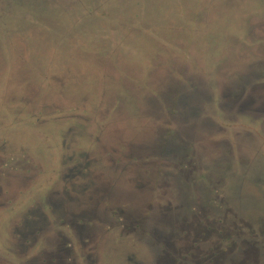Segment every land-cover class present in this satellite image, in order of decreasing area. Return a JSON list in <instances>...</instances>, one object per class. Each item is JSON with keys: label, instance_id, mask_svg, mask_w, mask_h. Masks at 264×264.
Returning a JSON list of instances; mask_svg holds the SVG:
<instances>
[{"label": "rangeland", "instance_id": "obj_1", "mask_svg": "<svg viewBox=\"0 0 264 264\" xmlns=\"http://www.w3.org/2000/svg\"><path fill=\"white\" fill-rule=\"evenodd\" d=\"M262 89L264 0H0V264H47L57 239L31 230L114 176L95 162L129 140L142 183L77 227L85 255L155 264L197 241L264 264ZM109 202L126 230H106Z\"/></svg>", "mask_w": 264, "mask_h": 264}, {"label": "flooded vegetation", "instance_id": "obj_2", "mask_svg": "<svg viewBox=\"0 0 264 264\" xmlns=\"http://www.w3.org/2000/svg\"><path fill=\"white\" fill-rule=\"evenodd\" d=\"M245 103L248 102H244L243 106ZM252 106L254 107L252 110L255 113H259L264 116V89L259 90L258 94L255 95V100L254 101L252 100ZM246 109H248L247 106ZM124 144H125L124 148L121 149L120 152H118L119 154H117L116 151H112L106 154V156H104L105 159H103V161L98 160L97 162H95L97 167L101 166L103 168H106L109 172L113 170L115 173L114 176H110V177L103 175L93 176V180L91 181V185H90L92 191L89 190L88 192L84 193L86 194L85 197L83 196L79 197L78 195H76L78 198L73 199L75 202L76 200L78 201V203L80 202L79 207L76 206L74 208L72 207V204L71 206L69 205L68 207L69 203L66 202V203H62L64 205L63 208L60 207L59 210L57 211L56 209L57 207L54 204L53 212L57 216L54 220V224H55L54 228L53 227L51 228L50 225H49L50 227H48L47 223H44L39 228L37 227L31 230L30 233L35 234L36 236L39 235V233H42L44 236H47L48 239L50 240H52L54 236L57 239V242L50 241L49 243V248L52 247L54 249L49 252V256H48L49 259L47 260V264H97V260H95L93 257L89 255H85V253L83 252L85 241H81V233L79 232L80 230L77 227L82 226L83 224H85V222L87 223L90 222L91 219H93L94 223L97 221L95 215L97 213V216L99 217V213H100L99 207L101 206L100 203L101 199L106 201H112L111 200L112 196H115L118 199L117 201H119L120 203L127 202L128 200H130L131 197L130 193L132 189L133 191L134 190L137 191L138 189L137 188L138 186L134 187V185H138V184L140 185L142 183L140 177H136L138 175H135V173L129 171V168L131 169V167L134 165L133 163L135 164L138 163L136 161H130L131 154L135 153L131 151L132 148L131 141L129 140ZM126 146L128 147L126 148ZM110 147L111 146H109V148H106L105 150L110 151L111 150ZM123 157H125V159ZM4 163H10V162L0 161V165H3ZM146 165L144 167H146ZM26 168H28V166ZM41 168L43 169V167ZM120 168L122 169L121 170L122 172L121 171L119 172ZM29 170H31L30 167ZM88 170L89 168L87 169V171ZM43 173H48L47 169L44 168ZM53 178H54L53 174H47L46 177H44L39 183L35 184L36 188L39 190L41 188H45L48 185H51ZM65 192L68 193V197L70 196L69 193L70 194L73 193L72 191L69 192V190H65ZM139 194H142L141 190L139 191ZM132 196H134V194ZM68 197L67 196L66 198L64 197L63 200L64 201L68 200L70 198ZM17 200L18 197L16 201ZM63 200H61V202ZM60 204L61 203L59 202V205ZM104 209L105 210L109 209L112 215L114 214L118 216V219L115 220L113 216L111 217L109 215L110 212L109 214L106 213L107 215L110 216L107 217L105 221V225L108 227L106 230L110 231L109 227H113L112 231H116L118 233L121 231V229L126 230L125 228L127 227L125 225V219L127 218V216L129 217L131 213L128 214L120 206H117V202L116 205L113 202H111V204L109 202V205L104 204ZM48 210L52 211V209L50 208ZM69 210H71V212ZM57 212H59L58 215ZM50 214L51 213L49 212V215ZM71 214H74V216H76L73 219L74 221L73 223L69 218ZM119 215H123V216L119 217ZM117 227H120V229H117ZM126 233L128 232L126 231ZM23 238L27 239L28 236L26 238L25 237ZM119 242H121L120 239L117 240V243ZM99 247L101 246L97 245V248ZM166 247L172 249L173 251L171 253L168 252L167 256L160 257L159 259H157L155 264H179V261H182L183 264L185 258L180 257L183 255L186 256L187 260H189L188 263L186 264H217L222 258V256H224L222 254L224 251L222 250L223 248L222 245L210 246L206 244L203 246L199 244L197 241H189L183 244L180 243L179 245L173 243L170 244L167 243ZM97 248H96V252L99 251Z\"/></svg>", "mask_w": 264, "mask_h": 264}]
</instances>
